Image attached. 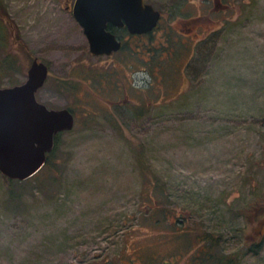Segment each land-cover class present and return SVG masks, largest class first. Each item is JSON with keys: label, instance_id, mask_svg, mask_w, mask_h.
I'll list each match as a JSON object with an SVG mask.
<instances>
[{"label": "rangeland", "instance_id": "1", "mask_svg": "<svg viewBox=\"0 0 264 264\" xmlns=\"http://www.w3.org/2000/svg\"><path fill=\"white\" fill-rule=\"evenodd\" d=\"M66 1L0 0V87L36 56L75 118L34 175L0 171V264H194L206 234L264 264V0H147L158 27L111 57Z\"/></svg>", "mask_w": 264, "mask_h": 264}, {"label": "water", "instance_id": "2", "mask_svg": "<svg viewBox=\"0 0 264 264\" xmlns=\"http://www.w3.org/2000/svg\"><path fill=\"white\" fill-rule=\"evenodd\" d=\"M72 14L89 50L103 55L121 45L108 22L125 23L131 33L147 32L156 26L160 11L147 0H74ZM47 73L48 64L35 56L24 81L0 87V171L6 177L26 179L38 171L55 145L54 136L74 124L69 107L48 108L35 96Z\"/></svg>", "mask_w": 264, "mask_h": 264}, {"label": "trees", "instance_id": "3", "mask_svg": "<svg viewBox=\"0 0 264 264\" xmlns=\"http://www.w3.org/2000/svg\"><path fill=\"white\" fill-rule=\"evenodd\" d=\"M57 135L58 134H56L54 136V142H56L55 138H56ZM51 151L47 152L48 155H47L46 159H48L50 157ZM36 172H38V171H36ZM35 173H33L32 175H34ZM11 180L12 181H19V180H25V179H19V178L18 179H13V178H11ZM162 189L163 188H161V190ZM256 212H258V211H256ZM256 217L258 218L259 216H256ZM202 239L206 240L207 244H204L202 246L201 254H199L197 256L196 255L194 256V264H235V259H233L232 257H229L228 254L223 252L221 250V248L219 247V244H220L219 243V238L215 239L214 236H209L208 234H206V235L203 236ZM254 244L257 245V244H259V242L257 241Z\"/></svg>", "mask_w": 264, "mask_h": 264}, {"label": "flooded vegetation", "instance_id": "4", "mask_svg": "<svg viewBox=\"0 0 264 264\" xmlns=\"http://www.w3.org/2000/svg\"><path fill=\"white\" fill-rule=\"evenodd\" d=\"M73 1H74V0H72V1H71V0H67V1L65 2V6H66V8H67V7L70 8L71 12H72V3H73ZM159 11H160V9H159ZM72 15H73V14H72ZM162 16H163V13L160 11V16H159V18H158V20H157L156 26H154V27H153L152 29H150V30H147V32H141V33H139V32H135V33H131V32H129L128 27L125 25V23L122 24V25H117V24H115V23H110V22H108L107 25H106V27H107L111 32H114L115 36H116L117 38L120 39V41H121V45H120V47L117 49V50H120L121 47H122L123 44H124V38H123L122 36L124 35L125 32L128 33L129 35H132V36H136V35L147 36V34L152 33L153 30L156 29V28L158 27V24H159V22H160ZM124 31H125V32H124ZM117 50H114L111 54H105V55H106L107 57H111V56L114 55V53H115ZM93 54H94V53H93ZM94 55H99V54H94ZM48 71H49V67H48ZM47 76H48V75H47ZM46 79H47V78H46ZM61 131H63V130H61Z\"/></svg>", "mask_w": 264, "mask_h": 264}]
</instances>
